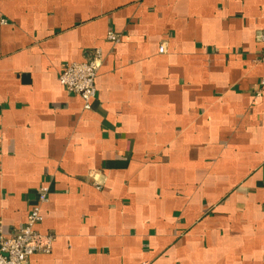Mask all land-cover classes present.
Instances as JSON below:
<instances>
[{
  "label": "crops",
  "instance_id": "crops-1",
  "mask_svg": "<svg viewBox=\"0 0 264 264\" xmlns=\"http://www.w3.org/2000/svg\"><path fill=\"white\" fill-rule=\"evenodd\" d=\"M263 31L264 0H0L6 236L50 187L29 264H264ZM96 48L85 109L59 77Z\"/></svg>",
  "mask_w": 264,
  "mask_h": 264
},
{
  "label": "built area",
  "instance_id": "built-area-1",
  "mask_svg": "<svg viewBox=\"0 0 264 264\" xmlns=\"http://www.w3.org/2000/svg\"><path fill=\"white\" fill-rule=\"evenodd\" d=\"M2 23H7L5 19ZM107 38L112 42H119L121 34L110 30ZM262 46L261 60L264 63V31L260 36ZM166 51L165 44H161L160 52ZM103 63V53L100 48L91 52L88 60L68 63L63 68L59 80L70 92L75 93L84 101L85 109H91V102L97 97L96 78ZM261 88L257 89V97L264 96V76L261 79ZM50 187L42 186L39 189V203L32 207L23 227L6 236L0 228V264H29V259L36 253H50L53 249L55 235L42 234L36 227L43 217L42 205L48 201ZM0 224L2 220L0 218Z\"/></svg>",
  "mask_w": 264,
  "mask_h": 264
}]
</instances>
